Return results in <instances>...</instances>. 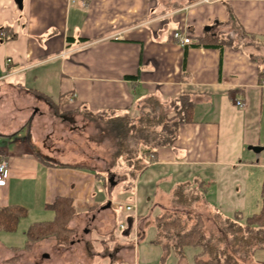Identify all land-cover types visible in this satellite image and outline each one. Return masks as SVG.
<instances>
[{
	"label": "crops",
	"instance_id": "obj_1",
	"mask_svg": "<svg viewBox=\"0 0 264 264\" xmlns=\"http://www.w3.org/2000/svg\"><path fill=\"white\" fill-rule=\"evenodd\" d=\"M2 27L16 38L0 44V99L9 92L51 108L66 99L65 113L50 111L60 121L84 107L135 114L152 96L188 95L195 109L125 202L111 197L108 174L51 154L36 123L48 111L22 108L12 115L18 124L13 117L0 124V161L10 172L0 208L28 210L16 232H0V264H177L149 239L143 213L196 180L222 214L233 196L255 189L262 208L264 0H0ZM177 31L191 43L175 41ZM58 197L76 207L70 242L48 238L27 248L28 229L54 220L46 206Z\"/></svg>",
	"mask_w": 264,
	"mask_h": 264
},
{
	"label": "trees",
	"instance_id": "obj_2",
	"mask_svg": "<svg viewBox=\"0 0 264 264\" xmlns=\"http://www.w3.org/2000/svg\"><path fill=\"white\" fill-rule=\"evenodd\" d=\"M14 38L16 35L11 28H0V44ZM242 38L245 40L247 37ZM247 40L255 44L252 39ZM220 44L223 43H217V46ZM65 103L66 99H61L57 104L51 105L55 111L60 112L63 111ZM194 109L195 103L191 97L181 95L166 100L156 96L148 98L137 108L139 116L136 118H132L125 111L93 112L85 107L79 111L88 118L105 122L115 132L118 152L114 156L113 166H117L121 159H124L128 176L126 186L131 190L144 169L156 161L158 152L174 145L178 139L179 127L193 122ZM205 193L203 182H187L175 188L170 203L184 208L204 204L211 211L218 235L208 236L198 215L196 222L191 225L190 213L166 211L152 221L157 231L154 243L164 246L167 253L173 252L179 259L186 258V248L199 249L197 264H248L256 251L264 250V182L261 211L258 215L248 218L245 223H242L241 215L236 218L225 217L208 203ZM46 209L54 212V220L35 223L28 229L27 248L48 238H55L57 246H64L73 236L74 231L70 223L76 216L74 201L58 197L52 204L47 205ZM27 216L28 210L22 206L0 208V232H16L20 221Z\"/></svg>",
	"mask_w": 264,
	"mask_h": 264
},
{
	"label": "rangeland",
	"instance_id": "obj_3",
	"mask_svg": "<svg viewBox=\"0 0 264 264\" xmlns=\"http://www.w3.org/2000/svg\"><path fill=\"white\" fill-rule=\"evenodd\" d=\"M5 95L7 96L0 99V124H3L12 117L16 119L18 124L21 116L18 117L17 114L14 116L12 115L21 111L22 108H24L23 111H28L29 115L33 114L32 111H37V108L39 111H48L45 116L41 117L40 120L38 119L36 123L37 128L42 130L40 134L47 135L44 145L49 148L51 154L57 152L59 155L58 157H63L66 159V162L71 163L70 165L87 166L101 174H108L110 178L112 177L111 180L113 179L115 186L111 187L112 181L109 183V180L105 185H107L108 189H112L111 197L119 198L120 202L129 201L130 198L134 196L137 181L131 190L127 189L126 182L128 181V176L124 159H121L117 166H113L115 161L114 156L118 152V139L115 132L108 124L99 119L88 118L82 112H80L81 115H67L65 118L67 120L64 121L63 119V121H60V118L50 112L54 111L51 107H46L42 103H33V101L28 103L21 97L22 95L16 96L9 92ZM3 106H7L8 111H4ZM62 112L65 113L64 110ZM130 116L136 118L139 116V112L137 111L135 114H130ZM32 117L35 118V116ZM27 119L28 118L24 119L25 123ZM20 123H23V120ZM18 126L19 125H17V127ZM260 194L261 191H256L255 189L252 193L250 191L249 195L239 193L233 196V203L227 205L228 207L232 206L230 209L231 211H226V214L223 215L228 218H236L238 215H241L242 223H245L248 218L260 213ZM156 200L159 201L161 199L158 197ZM234 210L236 211L233 212ZM166 211L179 214L190 213L189 216H192L191 225L196 222L195 218L198 215L202 219L206 234L208 236L218 235V229L211 217L210 209L206 208L205 205L201 203L194 205L192 208H184L171 203L165 205L162 209H160L159 206H153L149 207L143 215L144 217L148 216L152 224V221ZM131 214L133 213L131 212ZM150 226L146 229L149 239L155 238L157 235L154 224ZM165 244L167 245V242ZM229 251L231 252V249ZM199 253V249L189 248L186 251V256L189 257V260L188 258L179 259L173 253L169 256V259L174 255L176 257L175 259H177V264H197L196 256ZM248 264H264V250L256 251Z\"/></svg>",
	"mask_w": 264,
	"mask_h": 264
},
{
	"label": "built area",
	"instance_id": "obj_4",
	"mask_svg": "<svg viewBox=\"0 0 264 264\" xmlns=\"http://www.w3.org/2000/svg\"><path fill=\"white\" fill-rule=\"evenodd\" d=\"M77 1L85 2L86 0H72L73 3L77 2ZM173 39L182 45H188L191 43V40L182 31L175 32L173 34ZM10 62H11V60H8V63H10ZM237 105L239 107L244 106V104L241 101L237 102ZM9 176H10V172H9L8 163L4 160H1L0 161V187H4L7 185ZM133 210H134V208L131 206L126 207V211H128V212H131ZM121 228L124 229V226H121Z\"/></svg>",
	"mask_w": 264,
	"mask_h": 264
},
{
	"label": "water",
	"instance_id": "obj_5",
	"mask_svg": "<svg viewBox=\"0 0 264 264\" xmlns=\"http://www.w3.org/2000/svg\"><path fill=\"white\" fill-rule=\"evenodd\" d=\"M111 181H112L111 184L114 185L113 179Z\"/></svg>",
	"mask_w": 264,
	"mask_h": 264
}]
</instances>
